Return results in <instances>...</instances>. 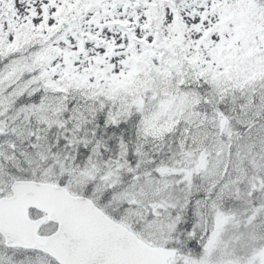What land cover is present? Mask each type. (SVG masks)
I'll list each match as a JSON object with an SVG mask.
<instances>
[{
	"label": "snow or ice",
	"instance_id": "obj_1",
	"mask_svg": "<svg viewBox=\"0 0 264 264\" xmlns=\"http://www.w3.org/2000/svg\"><path fill=\"white\" fill-rule=\"evenodd\" d=\"M0 264H264V0H0Z\"/></svg>",
	"mask_w": 264,
	"mask_h": 264
}]
</instances>
